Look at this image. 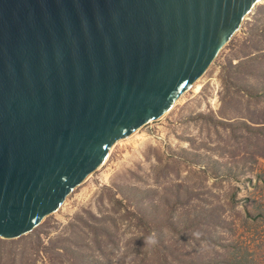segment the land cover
<instances>
[{
  "label": "water",
  "instance_id": "95a60500",
  "mask_svg": "<svg viewBox=\"0 0 264 264\" xmlns=\"http://www.w3.org/2000/svg\"><path fill=\"white\" fill-rule=\"evenodd\" d=\"M261 0H0V238L32 232L208 70Z\"/></svg>",
  "mask_w": 264,
  "mask_h": 264
},
{
  "label": "rangeland",
  "instance_id": "374dc122",
  "mask_svg": "<svg viewBox=\"0 0 264 264\" xmlns=\"http://www.w3.org/2000/svg\"><path fill=\"white\" fill-rule=\"evenodd\" d=\"M150 240H154L152 243ZM264 264V0L200 79L0 264Z\"/></svg>",
  "mask_w": 264,
  "mask_h": 264
},
{
  "label": "trees",
  "instance_id": "16d2710c",
  "mask_svg": "<svg viewBox=\"0 0 264 264\" xmlns=\"http://www.w3.org/2000/svg\"><path fill=\"white\" fill-rule=\"evenodd\" d=\"M246 255L234 252L226 262V264H247Z\"/></svg>",
  "mask_w": 264,
  "mask_h": 264
},
{
  "label": "bare ground",
  "instance_id": "6f19581e",
  "mask_svg": "<svg viewBox=\"0 0 264 264\" xmlns=\"http://www.w3.org/2000/svg\"><path fill=\"white\" fill-rule=\"evenodd\" d=\"M261 1H262V0H261ZM261 1H260V2H261ZM260 2H259V3H260ZM252 12H253V11H252ZM248 15H249V14H248ZM246 19H247V18H246ZM194 85H195V84H194ZM194 85H193V86H194ZM169 110H170V109H169ZM169 110H168V111H169ZM168 111H167V112H168ZM167 112H166V113H167ZM166 113H165V114H166ZM165 114H164V115H165ZM164 115H163V116H164ZM160 118H162V116H161ZM160 118H159V119H160ZM138 130H139V129H138ZM138 130H137V131H138ZM135 133H136V132H134L130 137L134 136ZM128 138H129V137H128ZM87 179H88V178H87Z\"/></svg>",
  "mask_w": 264,
  "mask_h": 264
},
{
  "label": "clouds",
  "instance_id": "9594fccd",
  "mask_svg": "<svg viewBox=\"0 0 264 264\" xmlns=\"http://www.w3.org/2000/svg\"><path fill=\"white\" fill-rule=\"evenodd\" d=\"M150 242L154 243L155 241L154 240H150Z\"/></svg>",
  "mask_w": 264,
  "mask_h": 264
}]
</instances>
